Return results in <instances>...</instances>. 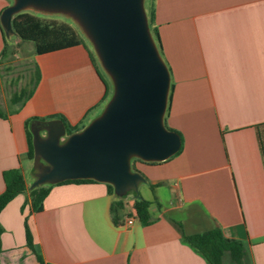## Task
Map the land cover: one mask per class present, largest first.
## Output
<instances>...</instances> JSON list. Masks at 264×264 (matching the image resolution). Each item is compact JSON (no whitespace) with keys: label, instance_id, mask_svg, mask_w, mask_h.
I'll return each mask as SVG.
<instances>
[{"label":"crops","instance_id":"crops-1","mask_svg":"<svg viewBox=\"0 0 264 264\" xmlns=\"http://www.w3.org/2000/svg\"><path fill=\"white\" fill-rule=\"evenodd\" d=\"M9 5L0 0V15ZM155 6L174 84L167 124L182 134V151L162 162L132 159L151 197L140 183L127 192L118 223V195L104 182L53 184L41 212L33 211L29 191L18 194L0 213L1 264H43L27 244L25 223L45 263L208 264L182 235L220 227L245 243L244 264H264V156L255 127L264 122V0ZM5 39L0 23V67ZM90 51L79 44L35 54L41 79L23 105L7 99L0 71V194L6 170L21 169L29 186L28 176L37 177L28 156L29 118L56 115L87 126L104 110L111 83ZM139 196L152 202L157 218L146 226L135 216ZM128 216L136 217L131 225ZM224 263L232 264L228 256Z\"/></svg>","mask_w":264,"mask_h":264},{"label":"water","instance_id":"water-1","mask_svg":"<svg viewBox=\"0 0 264 264\" xmlns=\"http://www.w3.org/2000/svg\"><path fill=\"white\" fill-rule=\"evenodd\" d=\"M29 7L72 16L114 87L102 113L81 131L68 135L61 119L33 128L34 153L44 163L30 187L94 179L113 185L118 196L137 191L145 178L133 170V158L162 162L182 147L181 136L164 124L171 76L150 32L144 0H13L0 15L6 36L15 34L13 16Z\"/></svg>","mask_w":264,"mask_h":264},{"label":"trees","instance_id":"trees-1","mask_svg":"<svg viewBox=\"0 0 264 264\" xmlns=\"http://www.w3.org/2000/svg\"><path fill=\"white\" fill-rule=\"evenodd\" d=\"M144 6L148 17L150 32L153 36V39L158 47L159 53L164 60L163 53V45L162 40L159 33V28L156 23V6L155 0H144ZM13 29L15 34L19 39L23 41L32 42L35 46V54H43L63 48L72 47L79 44H86L83 39L78 35L77 31L74 27L67 23H58L54 21H46L39 18L37 15H34L29 12L21 11L13 16ZM5 34V33H4ZM5 37L7 38L6 34ZM91 52V51H90ZM9 53V44L7 39H5V49L3 51L2 57L8 56ZM93 60L96 62L93 53L91 52ZM165 62V60H164ZM166 63V62H165ZM167 65V64H166ZM168 67V65H167ZM169 69V67H168ZM170 72V69H169ZM41 79L40 68L37 63H35V78L33 86L29 89H21L20 92H14L11 97L12 103H20L23 105L34 93L39 81ZM114 87L112 84L107 87V92L103 97V101H107L111 98ZM174 84H170V91L168 96V105L164 117V124L167 129L177 132L182 139V147L175 154L178 155L184 145V139L180 132L171 128L167 124V115L170 111V106L173 98ZM1 115V114H0ZM56 118H61L65 123L67 134L71 135L75 132L81 131L85 128L84 123H79L76 125H71L67 122V120L60 116H48V117H32L29 118L26 123V130L28 134V143H29V151L28 156L30 159H33L35 162L40 161L38 157L35 156L34 153V145H33V128L40 122L52 120ZM257 134L259 138V143L261 147V151L264 156V122L257 124L256 126ZM174 155V156H175ZM154 163V162H153ZM5 181V190L0 194V213L7 206V204L13 200L18 194L25 193L27 191L30 192L31 195V206L34 212H41L44 208L43 202L47 195L49 194L51 187L53 184H44L38 187L31 188L26 180L25 175L22 170L19 168H13L4 171L3 174ZM87 182H95L94 179H75V180H66L60 183H87ZM108 189L111 194H115L114 187L111 184H108ZM153 187V186H152ZM118 199L113 201L112 210L114 212V222L118 223L119 217L117 215V209L123 207L124 196H117ZM151 201L144 199L142 197H138L135 199L133 207L135 210V216L139 219V221L143 225H149L153 223L157 218L152 216L150 207ZM26 228V238L27 244L34 252L37 257V260L43 264H51L45 263L41 253L36 249L33 243V237L28 227V224L25 223ZM3 233V227L0 224V252L2 251V239L1 235ZM182 241L189 245L194 251L200 254L208 264H225V257H229L232 264H244V258L246 255V247L245 243L239 239L226 237L222 228L213 227L203 232L187 234L183 233ZM1 264V262H0Z\"/></svg>","mask_w":264,"mask_h":264},{"label":"rangeland","instance_id":"rangeland-1","mask_svg":"<svg viewBox=\"0 0 264 264\" xmlns=\"http://www.w3.org/2000/svg\"><path fill=\"white\" fill-rule=\"evenodd\" d=\"M12 3L13 0H10V4ZM23 11L37 15L39 18L46 21L67 23L74 27L78 35L88 45L100 67V70L106 75L113 87V81L102 66L93 42L87 36L81 25L72 16L61 12L42 11L33 7H29ZM7 42L9 44V53L6 59L7 61L0 67V71L6 97L7 99H10L14 92H20L21 89L29 90L33 86L35 78V62L33 59L35 55V46L32 42L19 39L16 34L7 36ZM41 135L45 137L47 135L46 131H41ZM43 163L42 160L34 162L35 173L39 171L38 166ZM28 180L31 181V184L34 182L30 176H28ZM140 191L144 197H151V191L144 182L140 183ZM162 193L164 198H166L168 195L167 189H162Z\"/></svg>","mask_w":264,"mask_h":264},{"label":"built area","instance_id":"built-area-1","mask_svg":"<svg viewBox=\"0 0 264 264\" xmlns=\"http://www.w3.org/2000/svg\"><path fill=\"white\" fill-rule=\"evenodd\" d=\"M135 220H136V217L135 216H128L127 218H126V224L127 225H131V224H133L134 222H135Z\"/></svg>","mask_w":264,"mask_h":264}]
</instances>
